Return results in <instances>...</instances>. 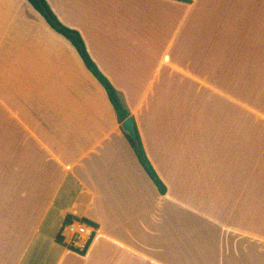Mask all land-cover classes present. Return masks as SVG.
<instances>
[{
    "label": "crops",
    "instance_id": "crops-1",
    "mask_svg": "<svg viewBox=\"0 0 264 264\" xmlns=\"http://www.w3.org/2000/svg\"><path fill=\"white\" fill-rule=\"evenodd\" d=\"M0 0V264H264V0ZM94 224L87 253L57 242Z\"/></svg>",
    "mask_w": 264,
    "mask_h": 264
},
{
    "label": "trees",
    "instance_id": "trees-1",
    "mask_svg": "<svg viewBox=\"0 0 264 264\" xmlns=\"http://www.w3.org/2000/svg\"><path fill=\"white\" fill-rule=\"evenodd\" d=\"M32 7L39 12L47 21V23L60 35L65 37L68 41L72 43V45L76 48L79 55L83 59L86 67L88 70L93 74V76L101 83V85L105 88L108 97L118 115L119 121L121 124H123L128 118L131 117L130 112L123 104L122 100L120 99L119 93L117 90L113 87V85L109 82V80L102 74V72L99 70L97 65L93 62L92 58L90 57L87 48L85 46V43L81 37V35L66 26H64L58 18L55 16L51 8L49 7L46 0H27ZM181 2H187V0H177ZM136 128V127H135ZM124 132V130L122 129ZM126 138L128 139L129 143L131 144L132 148L134 149L138 160L142 167L145 169L147 174L150 176V178L153 180L157 188L159 189L160 193L165 195L166 194V187L162 183V181L159 179L157 173L155 172L154 168L152 167L145 150L143 148L141 138L139 135V132L136 128V134L138 141H133L132 138L124 132ZM73 219H68L65 222V226L72 223ZM84 223L94 226V224L88 222L87 220H83ZM96 228V227H95ZM57 242L60 245H64V240L60 234V236L57 238ZM72 251L77 252L73 248L69 247ZM80 253V252H78Z\"/></svg>",
    "mask_w": 264,
    "mask_h": 264
},
{
    "label": "built area",
    "instance_id": "built-area-1",
    "mask_svg": "<svg viewBox=\"0 0 264 264\" xmlns=\"http://www.w3.org/2000/svg\"><path fill=\"white\" fill-rule=\"evenodd\" d=\"M98 230L83 221H73L64 226L61 236L68 241L69 247L77 252L87 253L93 244Z\"/></svg>",
    "mask_w": 264,
    "mask_h": 264
},
{
    "label": "water",
    "instance_id": "water-1",
    "mask_svg": "<svg viewBox=\"0 0 264 264\" xmlns=\"http://www.w3.org/2000/svg\"><path fill=\"white\" fill-rule=\"evenodd\" d=\"M122 129L126 134H128L133 141H138L135 124L132 118H128L123 124Z\"/></svg>",
    "mask_w": 264,
    "mask_h": 264
}]
</instances>
